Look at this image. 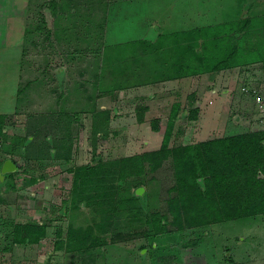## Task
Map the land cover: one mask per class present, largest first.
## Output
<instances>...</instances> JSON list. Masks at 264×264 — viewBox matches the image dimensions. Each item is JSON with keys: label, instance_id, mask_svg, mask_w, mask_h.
I'll return each mask as SVG.
<instances>
[{"label": "rangeland", "instance_id": "obj_1", "mask_svg": "<svg viewBox=\"0 0 264 264\" xmlns=\"http://www.w3.org/2000/svg\"><path fill=\"white\" fill-rule=\"evenodd\" d=\"M81 3L45 0L29 15L26 48L45 57L49 72L39 98L45 93L52 103L58 97L66 106L56 112L46 104L45 128L32 129L38 145L19 151L14 159L20 168L0 180V264H264V212L183 227L172 223L167 200L177 191L171 155L156 168L146 160L141 173L119 176L120 158L162 146L172 113L168 147L264 129V0H219L221 17L205 18L204 26L207 43L213 33L219 36L216 46L190 39L186 48L177 44L179 33L168 34L156 43L166 45L162 61L153 64L152 55L139 54L135 62L134 57L130 66L138 73L130 67L120 71L115 63H131L126 55L131 47L145 54L141 40L147 44L155 38L124 42L139 33H108L101 15L86 25ZM43 23L52 27L37 31ZM178 26L172 27L178 31ZM234 46V65L213 69ZM197 51L204 59L201 72L166 82L177 72L165 63L184 52L195 56L190 61L195 66ZM113 77L125 79L123 86L105 92V78ZM35 82L33 87L41 89L43 77ZM143 84L151 90L139 92ZM68 104L78 111H68ZM71 134L77 139L60 138ZM93 165L98 169L87 174ZM153 213L168 215L165 230H155ZM16 224L42 225L44 234L17 242ZM83 231L90 243L86 248Z\"/></svg>", "mask_w": 264, "mask_h": 264}, {"label": "trees", "instance_id": "obj_2", "mask_svg": "<svg viewBox=\"0 0 264 264\" xmlns=\"http://www.w3.org/2000/svg\"><path fill=\"white\" fill-rule=\"evenodd\" d=\"M219 36L213 33L211 41L204 44L216 46ZM222 39V37L220 38ZM145 44V40H141ZM210 44V45H211ZM155 46H158L155 44ZM187 46L190 45H186ZM192 46V45H191ZM138 49V50H137ZM131 47L128 58L132 57L131 63L117 60L116 68L120 71L130 67L132 72L137 69L131 67L133 59L138 61L140 49ZM156 49V48H155ZM146 46L144 55H152L153 64L162 61V51ZM225 54L226 57L212 66L213 69H221L234 65L230 58L235 54V46ZM116 55H121L113 49ZM148 51V52H146ZM196 53V52H195ZM123 54V53H122ZM194 63V57L182 52V57H175L170 64L174 67L176 74H191L201 70V63H204L202 56L198 55ZM131 56V57H130ZM205 65V64H203ZM208 66V65H207ZM115 66L112 65V68ZM161 68V67H159ZM164 68V67H162ZM183 70V71H182ZM151 71V70H150ZM170 74L169 77H175ZM167 78V77H166ZM125 80V79H124ZM124 80L109 78L108 85L105 84V92L112 93L114 88H119ZM147 81H150L147 79ZM119 85V87H117ZM103 91V92H104ZM176 110V109H174ZM173 110V111H174ZM175 113L171 114L168 127L165 132V139L160 148L139 154L124 156L119 159V176L124 178L130 174H137L143 171L146 160H149L151 167L156 168L162 161L171 155L176 174L174 189L177 194L170 196L167 200L169 211L172 215V223L183 227L184 225H199L203 223L232 219L246 215L264 212V129L248 130L240 133L229 134L219 137H212L186 143L178 146L168 147L167 141L174 120ZM156 128L157 125L154 124ZM99 165H93L86 170L87 174H93ZM80 174V171H78ZM153 225L155 230H165L168 220L166 213H153ZM45 227L34 224H16L14 240L22 242L26 240L37 241L40 235L44 234ZM22 231H25L22 233ZM21 232V233H20ZM83 237V248L90 245L86 237L87 232H80ZM88 240V241H87ZM94 242V241H93ZM86 258V255L84 256Z\"/></svg>", "mask_w": 264, "mask_h": 264}, {"label": "crops", "instance_id": "obj_3", "mask_svg": "<svg viewBox=\"0 0 264 264\" xmlns=\"http://www.w3.org/2000/svg\"><path fill=\"white\" fill-rule=\"evenodd\" d=\"M44 1L0 0V134L4 139L3 152L0 154V166L7 157L16 162L14 156L19 151H24L26 147L30 150L31 145L34 146L36 142H39L38 139H32L35 135L32 134V129L39 128V133L45 128L43 127V119L46 118L44 113L49 108L46 104H50V107H52L48 110L56 112H62L63 107L66 106L63 103H58V97L52 103L49 100L50 98L45 97L44 92L43 98H39L40 90H45L46 75L49 72L45 71V57L41 54L40 56L39 54H31L26 48V27L33 21L29 18V15ZM81 2V6L85 9L86 25H88V19L92 21L91 17L101 15V21L103 24L105 23V31L108 33H139L123 38L124 42H132L133 40L153 36L156 41L144 45L148 49H155L157 41H161L164 36L174 33H179L182 37L177 42L179 46L188 44L187 42L190 39L198 42L200 39L205 41L208 38L205 33L206 27H204L207 25L205 18L221 17L220 11L222 9L219 0H81ZM96 7H103V9L100 13H95ZM135 7H138V9H135ZM59 14L60 12L56 11L57 18L61 19L58 16ZM177 24H179L178 31L172 27H176ZM214 24H218V22ZM42 26L52 27L51 23H43V25L38 26L37 31L44 30ZM113 41L122 42L121 40ZM29 42L33 48H36L34 41L29 40ZM38 45L39 41L37 47ZM161 47L164 48L166 45L160 43L158 50H162ZM139 51L141 55H144L141 49ZM37 58L39 59L38 62H36ZM199 72L201 70L196 73ZM176 75L175 77L166 78V82L185 79L190 74ZM41 76L43 77L42 88L38 90L33 87V84L35 85V81L39 80ZM151 86H154L152 87L153 91H157L156 86H160V84L157 83ZM151 86L148 84L140 85L141 90L139 92L145 93L151 90ZM215 89H213L214 93ZM151 95L155 96L156 94L153 92ZM84 100L86 101V98ZM73 105L68 104V109H70L68 111L74 110V112H77L78 108ZM68 136L64 138L61 136L60 138L77 139L72 134ZM49 137L47 135L48 139ZM17 164V169H19L20 164L18 161ZM10 173H6L3 181L9 178Z\"/></svg>", "mask_w": 264, "mask_h": 264}, {"label": "water", "instance_id": "obj_4", "mask_svg": "<svg viewBox=\"0 0 264 264\" xmlns=\"http://www.w3.org/2000/svg\"><path fill=\"white\" fill-rule=\"evenodd\" d=\"M17 167H18L17 162H15L10 157L5 158L3 160L2 165L0 166V180L3 181L6 173L15 171ZM143 190H144V187L139 186L137 187L136 192L142 196Z\"/></svg>", "mask_w": 264, "mask_h": 264}, {"label": "built area", "instance_id": "obj_5", "mask_svg": "<svg viewBox=\"0 0 264 264\" xmlns=\"http://www.w3.org/2000/svg\"><path fill=\"white\" fill-rule=\"evenodd\" d=\"M243 88L248 89L247 86H244ZM257 100L258 102H261V99L259 96L257 97ZM3 144H4V139H3V136L0 134V154L2 152Z\"/></svg>", "mask_w": 264, "mask_h": 264}]
</instances>
